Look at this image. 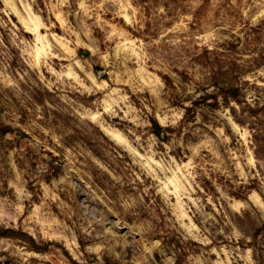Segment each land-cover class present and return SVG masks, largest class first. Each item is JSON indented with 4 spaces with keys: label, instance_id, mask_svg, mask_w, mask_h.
<instances>
[{
    "label": "rangeland",
    "instance_id": "1",
    "mask_svg": "<svg viewBox=\"0 0 264 264\" xmlns=\"http://www.w3.org/2000/svg\"><path fill=\"white\" fill-rule=\"evenodd\" d=\"M0 264H264V0H0Z\"/></svg>",
    "mask_w": 264,
    "mask_h": 264
}]
</instances>
